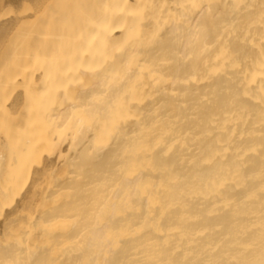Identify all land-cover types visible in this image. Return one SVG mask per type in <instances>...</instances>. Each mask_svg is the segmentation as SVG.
<instances>
[{
    "label": "bare ground",
    "instance_id": "1",
    "mask_svg": "<svg viewBox=\"0 0 264 264\" xmlns=\"http://www.w3.org/2000/svg\"><path fill=\"white\" fill-rule=\"evenodd\" d=\"M0 264H264V0H0Z\"/></svg>",
    "mask_w": 264,
    "mask_h": 264
}]
</instances>
